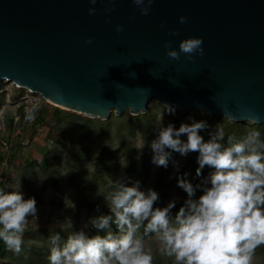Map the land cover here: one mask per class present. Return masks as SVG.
Segmentation results:
<instances>
[{"label":"water","instance_id":"1","mask_svg":"<svg viewBox=\"0 0 264 264\" xmlns=\"http://www.w3.org/2000/svg\"><path fill=\"white\" fill-rule=\"evenodd\" d=\"M188 37L202 55H166ZM3 82L103 122L156 101L264 126V0H153L146 15L133 0H0Z\"/></svg>","mask_w":264,"mask_h":264},{"label":"clouds","instance_id":"2","mask_svg":"<svg viewBox=\"0 0 264 264\" xmlns=\"http://www.w3.org/2000/svg\"><path fill=\"white\" fill-rule=\"evenodd\" d=\"M152 2L133 0L143 15L151 10ZM88 11L92 14L95 8ZM185 20L179 17L181 24ZM117 31L123 28L117 26ZM168 34L178 33L173 29ZM169 44L165 42L166 55L173 59L180 53L189 59L192 54H203L200 37L182 39L179 50ZM165 112L174 114L175 109L162 105L158 134L149 146L156 167L167 168L171 160L177 186L186 193L175 214L172 209L179 197L154 207L159 200L154 189L143 190L138 180L128 183L130 178L111 180L104 195L109 213L90 217L84 225L97 229V234L89 235L84 228L66 237L55 232L48 237V264H153V254L144 244L150 234L159 242L160 253L172 258L173 264H252L254 250L264 244V140L260 132L252 130L239 139L229 136L224 143V129L217 124L205 141L200 131L208 128L206 121L189 116L190 122L178 128L172 123L163 126ZM144 144L137 149L142 150ZM172 152L181 157L197 152L196 176L206 166L211 171L194 185L187 172L180 174V163L172 159ZM12 188L11 192L0 188V241L19 254L24 227L29 217L36 221L38 210L34 197L24 198L20 183Z\"/></svg>","mask_w":264,"mask_h":264},{"label":"rangeland","instance_id":"3","mask_svg":"<svg viewBox=\"0 0 264 264\" xmlns=\"http://www.w3.org/2000/svg\"><path fill=\"white\" fill-rule=\"evenodd\" d=\"M25 106V115H21L20 109ZM158 103L152 101L146 115L133 117V126H128L129 112L122 118L113 116L103 122L89 119L64 110L60 117L55 118L54 106L44 100L38 94L29 93L26 90L17 89L12 83L0 84V180L6 184V192H11L16 184L20 183V191L24 198L34 197L37 206V219L31 220L24 227L22 234L21 252L14 253L8 248L4 256L0 257V264H48L47 254L50 247L49 239L55 232H60L66 237L71 231L84 228L87 223L86 212H78L77 196L70 183L75 182L72 176L75 172L82 171L86 180L90 182L88 189L92 202L100 200L106 205L105 196L109 188L104 185L94 173L97 170L98 154L100 151V132L107 131L105 139L108 164L113 168L108 178L112 181L125 179L127 163L125 150L134 149L133 158L142 166L147 164L148 169L141 179L142 189L151 188L157 178L160 167L151 162V148L149 152H143L148 147L146 143V128L149 131V143L158 134L162 110ZM194 112L179 114L182 122L188 123V117ZM32 118L29 119L28 116ZM166 112L163 115L162 124L167 126ZM132 117V116H131ZM142 119H139L141 118ZM215 126L225 124V118H216ZM109 123L108 126H104ZM124 125L126 129H136L134 133L125 137L119 136L118 128ZM248 130L255 127L251 123L240 124ZM213 129V130H214ZM131 132V131H130ZM181 139H186L182 135ZM209 139V135L205 141ZM125 144H124V142ZM145 143V144H144ZM142 144V150H138ZM126 145V147H124ZM108 147V149H107ZM131 150V151H132ZM147 155V156H146ZM189 155V154H188ZM186 157L176 155L182 169ZM78 160L77 162H75ZM80 162L81 169L77 168ZM126 165V166H125ZM206 169H209L206 166ZM177 175L172 167L170 178ZM43 177V178H41ZM73 180V181H72ZM170 197V196H169ZM168 200V199H167ZM72 203L74 207H72ZM157 206H161L159 203ZM87 232V228H84ZM145 248L153 254V264L161 258H166L159 251V242L155 236L144 240ZM258 246L254 250L252 264H264V251Z\"/></svg>","mask_w":264,"mask_h":264},{"label":"trees","instance_id":"4","mask_svg":"<svg viewBox=\"0 0 264 264\" xmlns=\"http://www.w3.org/2000/svg\"><path fill=\"white\" fill-rule=\"evenodd\" d=\"M159 110H162L161 106H158ZM21 115H25V106H23L20 109ZM62 114V111L58 108H54V117L58 118L60 117ZM166 119H167V123H172L174 125V127H179L180 124L182 123V120L180 119L179 114H172V113H168L166 112ZM195 116V120H204L206 121L208 128L203 129L200 131V135L203 137V139H207L209 132L212 131L214 129V125L216 123V120H212L209 116H202L199 112H194L193 114ZM139 119H142L139 118ZM128 122L126 123L129 127L133 126V121L134 118L133 117H128ZM109 123H106L104 126H108ZM128 127V129H126V127L124 125L120 126L118 128V135L125 137L126 134L130 135L131 133H134L136 129L130 130V128ZM134 127V126H133ZM147 127V128H146ZM144 128H146V143H149V138H150V134L149 131L151 130V127L146 124L144 126ZM224 132H225V141L224 143L227 142V138L229 136H232L235 139H239L242 138L243 136H245L250 130H248L246 127L240 125V124H232L230 123L228 120H225V124L223 126ZM251 130H256L259 131L261 134V139L264 140V126H255L253 127ZM131 131V132H130ZM107 131H103L100 132V145L102 147H100V151L99 154L97 156L98 161H97V170L94 173V176L97 177L101 182L104 183L105 186H107L109 188L110 185V179L108 178V175L112 172L111 169L113 168V166L111 164H108V159H107V155H106V147H105V139H106V135H107ZM155 139V138H154ZM124 142V141H123ZM125 144V142H124ZM124 147H126V145H124ZM108 149V147H107ZM132 150V149H131ZM129 148H126L125 150V157H126V163H127V170H126V174H125V179L126 178H130V180H128V183L134 182V181H139L140 182V187L142 189V185L143 183L141 182V179L144 177V175L147 172L148 169V162L147 164H142V166H140V164L133 158V154H135L134 149L131 151ZM150 151V147L146 148L143 150V152H149ZM178 153L176 152H172V159L175 160V157ZM153 155V152H151V156ZM197 152H191L188 155L187 160L184 162L182 169L179 171L180 174H183L185 172L188 173V179L195 185L197 183L200 182L202 177H205L208 175V173L211 171V169H206V167L201 171V176H196V168L198 167L197 164ZM147 156V155H146ZM1 160V158H0ZM78 160H76L75 162H77ZM77 168L81 169L80 167V162H78L77 164ZM172 167L173 164L170 160L168 167L164 168V167H160L157 173V178L155 180V183H153L152 185V189H154L155 191H157V193L159 194V200L154 204V207L156 205H158L159 203L161 204L160 207H163L167 204V202L172 199L173 197H179V201L177 202L176 206L172 209V213L175 214V212L177 211V209L179 208L180 204L183 202V199L186 197V193L183 192V190L181 188H179L177 186V179L176 176L173 177V179L170 178L171 172H172ZM1 170V168H0ZM82 171H76L75 174H73L72 176L75 179V182L73 181V183H70L72 186V189L75 191L76 196H77V200L76 202L78 203V212H86V216H87V222L89 220L90 217L93 216H97V215H101V214H108L109 213V208L106 205H103L102 202L100 200H98L97 202H92L89 198V193H88V189L91 187L90 182H88V180H86L85 175L82 174ZM6 184L0 180V188H3L4 191L7 190L6 188ZM201 194L200 190H197L196 195L199 196ZM170 196V197H169ZM168 199V200H167ZM115 226H113L114 228ZM141 233H142V228H141ZM98 230L95 228H92L90 225L87 227V233L89 235H95L97 234ZM101 235H103V233H99ZM153 236V235H149L147 237H145L144 240H146L148 237ZM259 247L264 251V244L259 245ZM8 250L7 246L3 243V241H0V257L4 256L6 251ZM261 250V251H262ZM158 264H173V260L172 258L166 257V258H161L159 256L158 261L156 262Z\"/></svg>","mask_w":264,"mask_h":264}]
</instances>
